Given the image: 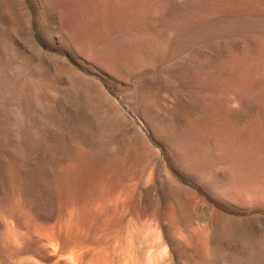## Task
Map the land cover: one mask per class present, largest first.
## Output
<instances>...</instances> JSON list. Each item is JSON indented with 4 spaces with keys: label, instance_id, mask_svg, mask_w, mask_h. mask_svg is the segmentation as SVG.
<instances>
[{
    "label": "rangeland",
    "instance_id": "374dc122",
    "mask_svg": "<svg viewBox=\"0 0 264 264\" xmlns=\"http://www.w3.org/2000/svg\"><path fill=\"white\" fill-rule=\"evenodd\" d=\"M57 253L264 264V0H0V264Z\"/></svg>",
    "mask_w": 264,
    "mask_h": 264
},
{
    "label": "water",
    "instance_id": "95a60500",
    "mask_svg": "<svg viewBox=\"0 0 264 264\" xmlns=\"http://www.w3.org/2000/svg\"><path fill=\"white\" fill-rule=\"evenodd\" d=\"M49 259H51L54 263H60V264H70V260L68 258H62L61 254L49 256ZM85 264V263H82Z\"/></svg>",
    "mask_w": 264,
    "mask_h": 264
},
{
    "label": "bare ground",
    "instance_id": "6f19581e",
    "mask_svg": "<svg viewBox=\"0 0 264 264\" xmlns=\"http://www.w3.org/2000/svg\"><path fill=\"white\" fill-rule=\"evenodd\" d=\"M92 184H93V183H92ZM96 189H97V188H96ZM108 189H109V188H108ZM89 190H90V189H89ZM109 190H110V189H109ZM92 192H93V191H92ZM88 206H89V205H88ZM101 208H102V207H101ZM99 209H100V208H99ZM89 210H90V209H89ZM90 212H91V211H90ZM91 213H92V212H91ZM91 213H90V215H91ZM102 213H103V212H102ZM93 214L95 215V213H93ZM100 216H101V215H100ZM84 219H85V218H84ZM78 221H79V219H78ZM79 223H80V222H79ZM82 225H83V224H82ZM80 226H81V225H80ZM80 226H79V227H80ZM75 228H76V227H75ZM81 228H82V227H81ZM72 229H73V227H72ZM76 231H77V229H76ZM74 232H75V231H74ZM74 234L76 235V233H74ZM92 235H93V234H92ZM69 236H70V235H69ZM77 236H78V235H77ZM77 236H76V237H77ZM70 240H71V239H70ZM77 241H78V240H77ZM52 242H54V240H52ZM73 242H74V241H73ZM53 244H54V243H53ZM76 244H77V242H76ZM77 246H78V245H77ZM77 246H76V247H77ZM53 247H54V246H53ZM77 249H78V248H77ZM77 249H76V250H77ZM81 249H82V248H81ZM83 249H84V248H83ZM73 250H74V249H73ZM78 251H80V249H78ZM76 252H77V251H76ZM57 254H58V253H57ZM71 255H72V254H71ZM73 255H74V254H73ZM72 260H74V259H72ZM79 260H80V259H79ZM74 263H75V262H74ZM78 264H82V262H78ZM88 264H89V263H88Z\"/></svg>",
    "mask_w": 264,
    "mask_h": 264
}]
</instances>
